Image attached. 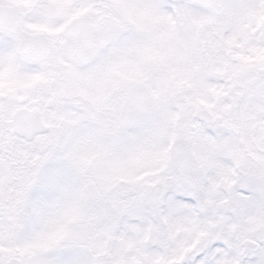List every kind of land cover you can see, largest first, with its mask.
<instances>
[{"label":"snow or ice","instance_id":"snow-or-ice-1","mask_svg":"<svg viewBox=\"0 0 264 264\" xmlns=\"http://www.w3.org/2000/svg\"><path fill=\"white\" fill-rule=\"evenodd\" d=\"M0 264H264V0H0Z\"/></svg>","mask_w":264,"mask_h":264}]
</instances>
